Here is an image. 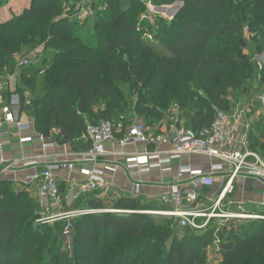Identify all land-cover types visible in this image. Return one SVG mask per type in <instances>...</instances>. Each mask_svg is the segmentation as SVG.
Returning <instances> with one entry per match:
<instances>
[{
  "label": "trees",
  "instance_id": "trees-1",
  "mask_svg": "<svg viewBox=\"0 0 264 264\" xmlns=\"http://www.w3.org/2000/svg\"><path fill=\"white\" fill-rule=\"evenodd\" d=\"M9 2L0 0V8ZM80 2L28 0L0 22V75L15 73L23 47L46 54L18 74L22 111L37 135L73 145L88 124L139 119L149 129L174 108L187 128L200 130L217 111H230L231 95L252 90L257 67L243 54L241 34L248 23L258 27L254 39L264 51V0H93L85 19ZM177 2L183 6L173 21L147 15L148 3ZM246 139L264 152V115ZM91 207L101 210L102 202ZM40 209L27 190L0 179V264H264V219L181 229L175 218L141 214L148 207L125 198L114 210L128 213L74 219L68 249L66 222L40 223Z\"/></svg>",
  "mask_w": 264,
  "mask_h": 264
},
{
  "label": "built area",
  "instance_id": "built-area-1",
  "mask_svg": "<svg viewBox=\"0 0 264 264\" xmlns=\"http://www.w3.org/2000/svg\"><path fill=\"white\" fill-rule=\"evenodd\" d=\"M145 37L152 39L151 36ZM33 57L19 60L18 68L22 69L32 65ZM43 72H41V75ZM8 79L0 75V143L4 136L2 125L4 123L15 124L23 132L30 130L31 123L24 124L19 120V113L22 109L20 97H12L6 102L5 88ZM30 105V102H26ZM264 106V103L263 105ZM180 109L174 108L167 116V123L163 133L154 135L141 122L135 120L131 125H124L102 121L98 124H88L83 139L89 147L82 154L78 163H61L55 157L47 160L45 170L40 174L27 177L29 181L38 183V200L42 211L50 213L51 208H58L59 212L48 217L44 216L40 223H54L65 221L63 235L72 237L74 219L99 212H121L116 210H79L75 212H63V197L60 191L59 182L55 175L56 171H68L77 173L83 181L75 183L71 195L76 197L89 196L97 191L105 190L108 187L109 175H115L119 170L128 173L129 176L150 174L155 170L162 174H173L174 178L169 182H162L165 188L163 193L157 197L163 209L141 211L145 215L175 218L179 228H192L195 230L207 229L215 219H249L254 218L243 214L226 213L221 210L230 205V197L235 193L236 181L239 178H253L264 182V152L260 153L251 150L245 138L238 146L233 137V126L230 115L224 111H217L214 121L209 128L193 130L187 128L180 115ZM249 130V129H248ZM44 147L50 148L53 144L46 142L43 136ZM32 137L23 138L21 142H31ZM119 141L122 147H137L144 145V150L130 155H125V163L121 166L105 162L104 159L110 154V144ZM199 157L212 161L209 171L195 168L192 164L183 163L184 159ZM180 163L177 170H174V163ZM3 162L0 163V178L8 166L1 171ZM38 165L37 162H30L27 166ZM223 179L219 192H204L205 189L214 187L216 178ZM144 182L137 181L134 184V193L139 195ZM209 201L210 207H205ZM264 219V217H260ZM217 229L224 224L215 223ZM220 243L217 238L215 246Z\"/></svg>",
  "mask_w": 264,
  "mask_h": 264
},
{
  "label": "crops",
  "instance_id": "crops-1",
  "mask_svg": "<svg viewBox=\"0 0 264 264\" xmlns=\"http://www.w3.org/2000/svg\"><path fill=\"white\" fill-rule=\"evenodd\" d=\"M93 0H89V4ZM88 2V1H87ZM10 5L7 7L6 11L0 13V22L11 17L12 12L22 11L28 6V0H16L9 2ZM82 18H86L88 15L93 14L90 8V13L81 8ZM86 15H85V14ZM8 83L5 88V99L6 102H10L12 97H20L17 94V85L20 82L18 73L13 75H8ZM0 116H1V106H0ZM19 120L24 123H31L32 127L30 130H25L21 132L15 124L4 123L2 129L4 136L2 142L0 143V163L3 162L1 171L10 165V168L5 170L1 175V180H8L13 183L14 189L27 190L32 197L38 200V183L32 182L27 179V177L33 176L35 174L42 173L46 168V163L48 158L55 157L58 162L68 163L75 162L78 163L80 157L86 152L88 144L81 138V140L76 141L73 145H60L54 141L53 138L46 139V142L53 144L50 148L44 147V141H41L37 135L34 128V121L30 118L27 111H20ZM137 120V119H136ZM133 123V122H132ZM167 123V119L161 121L154 128H149V133L158 135L163 133ZM233 126V137L236 140L238 146L246 138L244 135L245 125L240 123H232ZM32 137L31 142H21L23 138ZM144 145L139 144L137 147H122L117 140L115 143L110 144L108 151L110 154L104 159L105 162L116 164L121 166L125 163V155L139 153L144 150ZM125 154V155H124ZM30 162H37L38 165L27 166ZM183 163L192 164L195 168H201L205 171H209L212 161L205 158L192 157L184 159ZM180 163H174L173 168L177 170ZM55 175L59 182L60 191L63 197L62 211L69 213L78 210H95L92 209V201L98 200L102 202L101 210H114L115 204L120 199L125 198H138L142 205L148 207L154 204L155 206H161L157 200V197L163 193L165 188L161 186L162 182H169L174 178L173 174H162L160 171L155 170L150 174L135 175V177L129 176L128 173L123 170L115 175H109L108 177V187L105 190H101L98 194H92L89 196H79L74 198L70 192L79 181H83L77 173L72 174L68 171H56ZM137 181L144 182L142 188L140 189L139 195L134 193V184ZM223 184V179L217 177L213 188L205 189L204 192H219L221 185ZM235 197H230L236 201H244L248 207H250L255 215L264 216V182L261 180L253 178H239L236 181ZM39 201V200H38ZM237 203V202H236ZM59 212L58 208H51L50 213L42 211L44 216H52Z\"/></svg>",
  "mask_w": 264,
  "mask_h": 264
},
{
  "label": "rangeland",
  "instance_id": "rangeland-1",
  "mask_svg": "<svg viewBox=\"0 0 264 264\" xmlns=\"http://www.w3.org/2000/svg\"><path fill=\"white\" fill-rule=\"evenodd\" d=\"M11 1H16V0H10ZM88 1V2H87ZM80 7L84 8L85 11L90 13V4L89 0H81ZM10 5V3L4 5V7L0 8V13L6 11L7 7ZM148 13L147 15L149 16L151 21H154L156 18H162L166 21H173L174 18L177 16L180 10H176L173 12L171 9L174 5L172 6H152L150 3H148ZM159 7H164L162 10H157L156 8ZM69 12V11H67ZM66 12V13H67ZM85 14V13H84ZM2 15H5V13L0 14V17ZM86 15V14H85ZM258 27H255V29H252V25L249 23L247 26L244 28L241 38L243 41V54L248 56L252 63L257 67V75L255 79L253 80V86L252 90L243 95H231L229 97V102L231 104V109L229 112H227L230 115V118L232 119V123H242L245 125V130H244V135L246 136L248 129L251 127L253 123L256 122V120L261 117V115H264V86L260 84L261 77H262V71L264 70V51L260 52L258 47H259V41L255 40V34L257 31ZM44 49L43 47H40L38 49L32 47V46H26L23 47L22 52L20 54H17L15 56V73H21L22 69L18 68L17 63L19 60L25 59V58H30L33 57L32 59L42 61L43 58L45 57ZM181 115V114H180ZM183 119V122L186 123L184 118L181 116ZM129 120L134 119L133 117L130 118L128 117ZM136 119V118H135ZM173 180V179H172ZM170 180V181H172ZM18 190V189H16ZM236 192V191H235ZM207 193V192H206ZM235 193L232 195L233 199ZM34 198V197H33ZM35 199V198H34ZM231 199V198H230ZM231 199L230 205L224 209L223 207L221 210L225 211L226 213H233V214H243L245 213L246 215L254 218H249V219H239V220H232L229 219L227 221L226 219H215V223H222L224 225L228 223H245L250 220H259L260 217L264 216H259V214L254 213V211L244 203V201H236ZM39 202V201H38ZM40 204V203H39ZM210 203L209 201H206L205 207H210L208 206ZM150 208H154V204L150 205ZM155 209H163L162 206H155ZM41 213L42 210L40 209ZM79 211V210H78ZM75 212V211H73ZM43 214V213H42ZM44 215V214H43ZM64 231V230H63ZM62 237L65 239V245L68 249L72 246V237L67 238L64 235ZM209 258L210 260H213L216 258V253L213 252V249L210 248L209 250Z\"/></svg>",
  "mask_w": 264,
  "mask_h": 264
},
{
  "label": "water",
  "instance_id": "water-1",
  "mask_svg": "<svg viewBox=\"0 0 264 264\" xmlns=\"http://www.w3.org/2000/svg\"><path fill=\"white\" fill-rule=\"evenodd\" d=\"M183 4L180 2H177L174 4V6L171 8L173 10V12H175L176 10H180L182 8ZM164 7H159L156 8L157 10H162Z\"/></svg>",
  "mask_w": 264,
  "mask_h": 264
}]
</instances>
